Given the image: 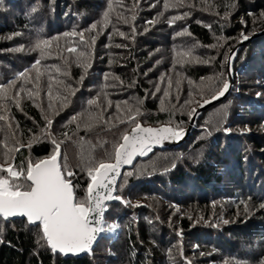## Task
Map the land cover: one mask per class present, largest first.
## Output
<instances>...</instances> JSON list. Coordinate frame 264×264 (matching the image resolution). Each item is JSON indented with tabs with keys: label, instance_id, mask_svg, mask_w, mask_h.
Segmentation results:
<instances>
[{
	"label": "trees",
	"instance_id": "16d2710c",
	"mask_svg": "<svg viewBox=\"0 0 264 264\" xmlns=\"http://www.w3.org/2000/svg\"><path fill=\"white\" fill-rule=\"evenodd\" d=\"M185 1L165 9V0H0V85L15 80L10 96L24 89L0 102V163L8 148H19L11 162L26 168L52 154L53 139L63 141L61 164L75 173L70 179L83 199L89 163L107 160L134 126L116 119H127L125 109L139 108L142 125L186 127L189 113L222 88L241 34L264 30V0ZM109 3V25L87 31ZM40 40L52 41L43 58L35 48ZM26 70L28 82L19 77ZM233 70L230 94L204 111L183 144L124 170L122 201L107 206L104 222L119 223L114 245L104 248L111 242L104 233L91 255L63 258L50 251L39 226L0 218V264L264 261V35L242 47ZM206 214L213 219L204 224L198 218ZM220 218L228 224L211 225Z\"/></svg>",
	"mask_w": 264,
	"mask_h": 264
},
{
	"label": "snow or ice",
	"instance_id": "6c2138e0",
	"mask_svg": "<svg viewBox=\"0 0 264 264\" xmlns=\"http://www.w3.org/2000/svg\"><path fill=\"white\" fill-rule=\"evenodd\" d=\"M182 5L183 0H175V3L171 5L168 0H165L164 6L167 9L170 6L179 7ZM108 9L104 12L103 19L93 23L87 31H95L98 24L104 27L109 25V15L112 10L111 3H109ZM181 18L179 16L173 17L168 20V23L171 25L175 20ZM125 22L127 21L125 20ZM119 34L124 35L123 33ZM64 35L74 36L77 34L65 33ZM79 35L81 41H83V33ZM241 39L246 40L248 37L242 34ZM51 43V40H40L36 44L35 48L39 50L42 58ZM92 43H95V37L92 38ZM67 51L75 53L77 49L70 47ZM83 55L84 53H79V56ZM39 64L40 60H37L32 66L33 69H36L37 81L41 75L36 67ZM28 71L30 70L19 74V77L23 78L25 82L30 79L27 74ZM169 83L171 82L169 81ZM15 87V80L7 85H0V102L16 99L19 93L24 91L21 88L15 93V96H10L9 90ZM229 87V83L225 81L218 94L213 95L212 99L223 96ZM31 95L32 93L29 92L30 98ZM48 95L51 98L50 84ZM167 95L168 93L165 92V96ZM16 102L19 103L18 100ZM209 102L210 100L207 99L203 101L205 104ZM90 103H95V101ZM111 106V103H109L108 107ZM49 107L51 108L52 105L49 104ZM116 109L118 113L121 112L119 104L116 105ZM194 111L193 109L189 115H192ZM132 112L133 109L131 108L124 110L123 115L127 116L126 120L121 116L116 117L120 123H129L134 126L121 136V142L114 146L113 153L110 154L109 158L95 163L90 162L87 166L90 182L87 185L86 195L83 199H77L74 192L75 186L70 178L75 173L69 170L66 164L62 165L59 161L60 146L63 141L58 142L53 139L52 143L55 148L52 154L43 160L29 161L26 168L16 166L11 162L10 153L19 151V148H8L7 152L2 154L4 163H0V172L7 174L6 176H0V217L7 219L14 216H23L26 217L29 223L38 224L42 231V239L46 241L53 252L59 251L66 254L90 251L91 245L97 239V236L106 230L103 222V214L107 210L105 202L122 200L120 196L113 195L114 189L111 187L115 177L119 175L118 169L121 165L130 164L137 155H146L148 151H151L150 145L152 143L159 144L167 139H179L183 134V129L179 126L175 128L170 126L161 128L144 127L137 120V117L142 114L139 108L135 109V114H132ZM4 119L5 117L0 115V120ZM100 119H103V117L101 116ZM45 120L46 129L50 128L52 120L47 116ZM75 120L76 117H73L72 121ZM64 135L67 137V133ZM5 146L7 147V145ZM21 178L24 182H21ZM116 227L117 225H110L107 226V230L114 231ZM261 264H264V261Z\"/></svg>",
	"mask_w": 264,
	"mask_h": 264
},
{
	"label": "water",
	"instance_id": "95a60500",
	"mask_svg": "<svg viewBox=\"0 0 264 264\" xmlns=\"http://www.w3.org/2000/svg\"><path fill=\"white\" fill-rule=\"evenodd\" d=\"M264 34V30L261 31H257L255 33H253L252 35H248V39L246 40H242L240 39V41L238 43H236L233 48L229 51L227 59H226V74H225V81H227L230 85L229 89L227 92H225V94L223 96H219L217 99H212L209 98L207 100H210L209 103H203V101L194 109V113L190 116L188 124L186 127L183 128V134L179 139H167L162 141L159 144L156 143H152L151 146V151H148L146 155H137L134 157V159L132 160V162L130 164H123L121 165V167L118 169L119 175H117L114 179L113 184L111 185V187L114 189L113 191V195H117V187L119 184V181L122 177V174L124 172V170L126 169H130L133 167V165L136 163V161L138 160H144L147 157H149L154 151L156 150H167V149H175L177 147H179L181 144H183L193 133L195 127L197 126V122L198 120L201 118L202 114L204 113L205 110H207L209 107L223 101L229 94L230 91L232 90L233 87V82H234V70H233V64L234 61L238 55V52L240 51V49L242 48L243 45L247 44L248 42H250L251 40L255 39L258 36H261ZM218 94V93H217ZM142 125V124H141ZM144 127H152V128H161V127H165V126H170V125H158V126H152V125H142ZM172 127V126H170ZM121 142V141H120ZM61 152H62V148L60 146V157H59V161L61 163ZM47 158V157H45ZM42 158L41 160L45 159ZM75 192V190H74ZM76 195V194H75ZM122 200H110V201H106V206L110 205V204H114V203H120ZM106 213L107 210L104 212L103 214V222H105V217H106ZM2 218L4 221H10V220H25L26 223L29 226H38V224H33V223H29L26 219V217L23 216H14V217H9L7 219ZM41 229V228H40ZM42 232V231H41ZM104 232H101L98 236L97 239L93 242V244L91 245V250L90 251H83V252H77V253H60L59 251L53 252L51 250V248L47 245V247L50 249V251L53 254H58L63 258H80L82 256H86V255H91L93 249L95 248L96 244L99 242V240L102 238ZM47 244V243H46Z\"/></svg>",
	"mask_w": 264,
	"mask_h": 264
},
{
	"label": "rangeland",
	"instance_id": "374dc122",
	"mask_svg": "<svg viewBox=\"0 0 264 264\" xmlns=\"http://www.w3.org/2000/svg\"><path fill=\"white\" fill-rule=\"evenodd\" d=\"M185 1V0H184ZM186 2V1H185ZM261 31V30H260ZM255 32H257V31H255ZM255 32H253V33H255ZM253 33H250V34H246V33H242L243 35H246V36H248V35H252ZM241 34V35H242ZM264 35V34H263ZM262 36V35H261ZM240 39H241V37L239 38V41H240ZM238 41V42H239ZM252 41V40H251ZM250 41V42H251ZM237 42V43H238ZM247 44H249V42L247 43ZM247 44H245V45H243L242 47H244V46H246ZM242 49V48H241ZM240 49V50H241ZM30 76L31 77H35V74L34 73H31L30 74ZM7 174H1V176H6ZM135 203H138V204H140V202L139 201H136ZM134 202H133V204H135ZM249 210H250V208H249ZM121 214H119V216H120ZM207 217V218H206ZM206 217H204V216H202V217H199L198 219L199 220H201L200 222H202V223H204V224H207L210 220H212L213 218L211 217V216H209V214L207 215L206 214ZM219 220V219H218ZM217 219H215V222H217L218 221ZM225 219H221L220 218V220L218 221V223H211V225L212 226H217V225H220V223H221V225L223 226H225V224H228V223H225ZM110 225H117V227L115 228V230L114 231H109V230H107V226H110ZM106 230L104 231V233H105V236H106V238L107 239H109V240H111V242H110V245H107V246H105L104 248L106 249L107 247H111L112 245H114V244H112L111 245V243H114V241L117 239V237L119 236V234H120V232H121V229H120V226H119V223L114 219V220H109V222H108V224L106 225ZM178 245H180V243L178 244ZM196 244H193V246L191 247L193 250H196ZM240 247H242V248H240ZM239 248L242 250V251H247L248 250V248L247 247H243V246H240ZM104 249V250H105ZM202 249H204V248H200L199 250H198V255H200V254H202ZM104 252H111V251H107V250H105ZM162 259H166V261H168V262H170V263H172V261H169V260H167V258L165 257V255H163L162 256ZM115 261H113V262H107V261H105V264H117V262L116 263H114ZM181 264V263H180ZM259 264H261V263H259Z\"/></svg>",
	"mask_w": 264,
	"mask_h": 264
}]
</instances>
